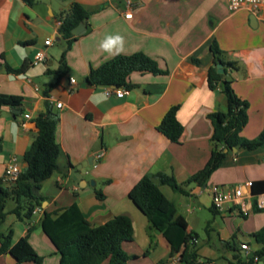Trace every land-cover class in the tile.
I'll list each match as a JSON object with an SVG mask.
<instances>
[{
  "label": "crops",
  "instance_id": "1",
  "mask_svg": "<svg viewBox=\"0 0 264 264\" xmlns=\"http://www.w3.org/2000/svg\"><path fill=\"white\" fill-rule=\"evenodd\" d=\"M73 3L90 14L82 24L84 33L74 35L66 53L69 73L59 79V60L67 48L59 31L60 19ZM128 14L132 17L127 18ZM116 33L124 37V49L110 56L98 45L106 34ZM48 40L52 45H45ZM213 44L224 61L237 63L236 70L224 71L233 81L236 96L249 105L241 136L254 140L264 130V5L254 16L244 9L232 12L228 0H37L33 6L23 0H0V95L22 99L19 108L0 109V180L4 181L13 158L20 173L27 169L24 155L37 136L35 119L46 112L47 102L58 117L56 141L63 152L59 170L42 185L47 201L35 208L29 220L8 214L1 226L2 233L12 232V244L29 235L42 264H59L60 255L44 235L41 218L44 212L54 214L77 205L93 227L117 216L131 219L134 242L124 250L136 259L128 264H164L180 256L183 248L172 252L129 199L144 176L163 173L173 176L185 190L179 193L160 187L176 206L177 222L197 235V243L190 247L198 259L246 264L259 249L252 235L264 227V210L253 193L264 196V188L254 192L245 184L264 182V146L229 152L205 186L187 184L210 159L213 127L209 115L228 109L221 87L211 90L208 86ZM40 51L46 59L34 65ZM136 53L145 54L167 73L133 72L122 98L115 95L122 88L87 82L92 70L117 56ZM22 67H26L22 74L8 71ZM70 78L76 83L72 85ZM174 106L180 107L177 118L184 128L179 144L157 130ZM27 114L30 119L25 118ZM91 157L93 165L79 170ZM219 186H242L246 212H235L240 206L216 211L212 196L213 188ZM167 187L169 194L164 192ZM11 202L8 212L15 208ZM22 208L24 215L27 204ZM202 231L205 238L200 244ZM245 233L251 240H243ZM242 245L249 250L241 249ZM0 264L16 263L11 255L2 254Z\"/></svg>",
  "mask_w": 264,
  "mask_h": 264
},
{
  "label": "trees",
  "instance_id": "2",
  "mask_svg": "<svg viewBox=\"0 0 264 264\" xmlns=\"http://www.w3.org/2000/svg\"><path fill=\"white\" fill-rule=\"evenodd\" d=\"M29 6H33L37 0H23ZM65 1V0H63ZM89 12L78 3L71 4L69 10L62 15L59 31L67 48L59 60V79L69 73L66 62V53L75 40L73 30L88 21ZM214 57V66L209 70L208 86L216 90L219 86L228 102L226 112H218L209 115L212 123L213 148L210 159L205 167L193 175L187 184L196 183L205 186L212 174L217 171L229 152L234 150L254 151L264 146V130L254 140H247L241 136L242 130L248 123V103L241 101L235 94L232 79L227 78V72L219 74L217 64H222L225 69H237V63L223 60L222 52L216 44L211 46ZM196 63L197 60H194ZM26 67L18 70L9 68L12 74H22ZM133 72L152 73L154 75L166 74L159 69L157 63L143 53L130 56H117L106 62L98 69L92 70L87 82L94 86L115 88L128 87L127 80ZM57 85H51V88ZM22 99L15 96L0 95V109L4 106L19 108ZM179 106L172 107L160 125L159 133L168 138L172 143L179 144L184 128L178 121ZM57 115L53 112L51 104L46 103V112L41 113L36 119L38 129L37 136L24 155L27 169L21 173L14 184L0 180V228L4 224L8 214H15L21 220H29L35 208H41L47 198L41 194L43 183L59 170L58 159L63 154L56 141ZM161 186H168L173 191L185 193L173 176L156 173L144 176L130 191L129 199L148 218L151 226L160 232L170 245L172 252L181 248V263L194 264L198 259L197 252L190 247L192 240L197 238L195 233H188L176 220V206L168 200L161 190ZM264 188V182L258 186L252 183V190ZM256 196L260 194L253 193ZM102 198L101 193H97ZM13 201L15 208L8 212V202ZM23 203L27 204V210L21 215ZM264 210V209H262ZM41 228L60 255L59 264H128L131 259L124 247L134 242L133 224L128 216H117L107 223L93 227L82 216L77 205H71L61 212L54 214L44 212L41 218ZM12 232L4 234L0 231V255L9 254L16 264L33 263L42 264L43 258L39 256L29 243V235L12 244ZM259 246L254 252V257L264 261V227L252 235ZM254 257L248 258L246 264H252ZM210 262V261H207Z\"/></svg>",
  "mask_w": 264,
  "mask_h": 264
},
{
  "label": "built area",
  "instance_id": "3",
  "mask_svg": "<svg viewBox=\"0 0 264 264\" xmlns=\"http://www.w3.org/2000/svg\"><path fill=\"white\" fill-rule=\"evenodd\" d=\"M229 7L232 12H238L241 10H247L249 13L253 14L254 16H258L259 13L262 10V7L264 5V0H228ZM234 3V6H233ZM127 18H131L132 15L128 14L126 15ZM45 45L49 46L52 45V40H48L45 42ZM46 59L45 53L43 51H40L37 54L36 60L34 61V65H37L41 62H43ZM70 83L73 85L76 83L74 78H70ZM126 93V89L122 88L115 92V95L118 98H122ZM107 95H110V92H107ZM57 107L61 108L62 103H57ZM26 119H30L31 116L29 114L25 115ZM20 170L17 163V158H13L10 164L8 165V168L6 170L4 182L14 184L19 175ZM245 187L251 189L252 188V182H248L245 184ZM243 187L242 186H219L213 188V207L218 212H225V211H233L235 207H239V210H236L235 212H246V209L244 208L243 204ZM257 203L260 209H264V196L259 195L257 196ZM40 209V208H38ZM192 243H197L196 239L192 240ZM241 249L243 250H249V247L247 245H242ZM254 257V254L252 255ZM260 260L258 257H254L252 264H259ZM181 258L180 256H174L171 259H169L164 264H180ZM194 264H215L213 262H207L203 260H198Z\"/></svg>",
  "mask_w": 264,
  "mask_h": 264
},
{
  "label": "clouds",
  "instance_id": "4",
  "mask_svg": "<svg viewBox=\"0 0 264 264\" xmlns=\"http://www.w3.org/2000/svg\"><path fill=\"white\" fill-rule=\"evenodd\" d=\"M234 6V3H233ZM99 49L108 55H119L124 49V37L120 34H106L99 42Z\"/></svg>",
  "mask_w": 264,
  "mask_h": 264
},
{
  "label": "water",
  "instance_id": "5",
  "mask_svg": "<svg viewBox=\"0 0 264 264\" xmlns=\"http://www.w3.org/2000/svg\"><path fill=\"white\" fill-rule=\"evenodd\" d=\"M82 24L81 25H79L78 27H76L74 30H73V35H75V36H79V35H81V34H83L84 33V31H82ZM216 69H217V72L219 73V74H223L225 71H224V67H223V65L222 64H217L216 66ZM13 112L14 113H18V111H16L15 109H13ZM237 150H234L233 152H236ZM93 163H94V157H91V158H89L88 159V162L87 163H84L83 165H81V167H79L78 169L79 170H81V169H83V168H87L89 165L90 166H92L93 165Z\"/></svg>",
  "mask_w": 264,
  "mask_h": 264
},
{
  "label": "rangeland",
  "instance_id": "6",
  "mask_svg": "<svg viewBox=\"0 0 264 264\" xmlns=\"http://www.w3.org/2000/svg\"><path fill=\"white\" fill-rule=\"evenodd\" d=\"M167 191H171V189L170 188H165L164 189V192H166V194H169ZM10 203H12L11 201L10 202H8V205H7V211H9L10 210ZM12 205V204H11ZM205 238V234H204V231H202L201 232V241H200V244H202L203 243V240L202 239H204ZM251 240L249 237H248V235H246V233H245V237L243 238V240ZM155 247V246H154ZM129 264H144L143 262H138V263H133V262H130ZM219 264H224V261L223 260H221L220 262H219Z\"/></svg>",
  "mask_w": 264,
  "mask_h": 264
}]
</instances>
